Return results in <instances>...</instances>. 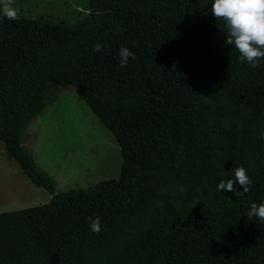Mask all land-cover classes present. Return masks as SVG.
<instances>
[{
    "label": "trees",
    "instance_id": "obj_1",
    "mask_svg": "<svg viewBox=\"0 0 264 264\" xmlns=\"http://www.w3.org/2000/svg\"><path fill=\"white\" fill-rule=\"evenodd\" d=\"M212 3L88 0L73 25L0 11V141L52 195L0 213V264H264V221L247 215L264 203V132L255 130L264 58L256 68L241 63ZM121 47L135 53L125 67ZM51 84L74 88L115 138L117 179L56 193L23 146ZM204 95L240 122L210 131ZM241 166L250 191H218ZM89 217L100 218L99 233Z\"/></svg>",
    "mask_w": 264,
    "mask_h": 264
},
{
    "label": "rangeland",
    "instance_id": "obj_2",
    "mask_svg": "<svg viewBox=\"0 0 264 264\" xmlns=\"http://www.w3.org/2000/svg\"><path fill=\"white\" fill-rule=\"evenodd\" d=\"M13 7L23 18L71 25L89 13L88 0H14ZM49 88H53L52 99L24 133L23 146L38 167L53 178L56 193L89 189L102 181L117 179L122 154L115 138L74 88L55 84ZM197 102L209 107L210 131L230 121L240 122L238 116L226 112L219 100L204 95ZM255 130L264 132V121ZM51 199L48 191L33 184L20 165L9 158L0 141V213L44 205Z\"/></svg>",
    "mask_w": 264,
    "mask_h": 264
},
{
    "label": "clouds",
    "instance_id": "obj_3",
    "mask_svg": "<svg viewBox=\"0 0 264 264\" xmlns=\"http://www.w3.org/2000/svg\"><path fill=\"white\" fill-rule=\"evenodd\" d=\"M13 4L14 0H0V11L4 17L15 21L20 19L21 14ZM210 11L218 22H224L227 29L225 43L239 52L241 63L247 62L252 68L258 67V62L264 58V0H213ZM94 50L101 51L102 45L96 44ZM119 55L121 67L127 66L129 58L135 59V53L127 47H121ZM237 182L243 191L235 187ZM250 185L247 170L241 166L234 170V178L220 180L217 190L242 196L250 191ZM247 215L264 221V203L257 205L253 202ZM89 221L91 231L99 233L100 218L89 217Z\"/></svg>",
    "mask_w": 264,
    "mask_h": 264
}]
</instances>
